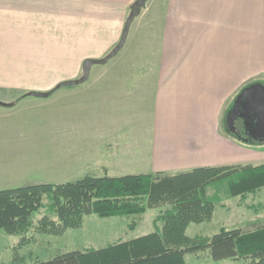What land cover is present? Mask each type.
<instances>
[{"label": "crops", "instance_id": "1", "mask_svg": "<svg viewBox=\"0 0 264 264\" xmlns=\"http://www.w3.org/2000/svg\"><path fill=\"white\" fill-rule=\"evenodd\" d=\"M135 2L0 0V90L25 95V60H73L74 48L83 53L105 32L118 34L110 45L116 47ZM122 53L127 57L120 60H132L128 71L102 74L97 104L125 112L145 108L149 136L138 137L140 144L121 137L98 140L96 155L112 154L115 163L100 166L96 178L264 165L263 150L244 148L220 131L235 97L264 76V0H150ZM143 66L146 72L134 71ZM93 100L84 99L83 106ZM148 211L131 217L132 228L130 217L107 218L114 229L102 235L97 250L153 234L160 210L146 227Z\"/></svg>", "mask_w": 264, "mask_h": 264}, {"label": "rangeland", "instance_id": "2", "mask_svg": "<svg viewBox=\"0 0 264 264\" xmlns=\"http://www.w3.org/2000/svg\"><path fill=\"white\" fill-rule=\"evenodd\" d=\"M117 35L105 32L104 40L95 38L90 41L83 53L74 48L73 60H31V63L25 60L24 65L28 70L25 73L27 78L23 81L25 89H22L25 95L22 96L19 89L0 90V104L11 105L8 109L0 108V190L42 183H73L85 178L101 177L99 167L112 165L115 160L113 162L112 154L96 155L98 140L121 137L140 144L137 143L138 137L149 136L148 125L143 120V116L147 117L145 108L138 107L137 110L129 109L125 112L118 107L112 110L113 105L97 104L96 84L102 82V74L128 71V64L132 60H120L124 53L105 66H94L85 85L60 89L47 99L28 96L32 92L49 93L61 83L79 80L83 74L84 61L105 58L115 47L110 45ZM144 62L146 60H138V63ZM149 64L151 66L147 72H152V63ZM32 69L33 75L29 72ZM145 69L146 66L140 70L135 67L134 71L146 72ZM262 82L264 76L250 83L248 88ZM88 97H93L95 103L91 101L85 107L83 100ZM127 97L132 99L129 95ZM231 108L227 111L220 131L244 148L264 152V141L244 134L240 124H234L233 130L227 125ZM110 143L113 142L106 141L105 144ZM238 178L237 173L209 182L206 192L207 199L215 207L213 217L209 222L189 225L188 237L212 238L222 230L246 233L264 227V188L244 197H233L230 187ZM86 187L92 188L91 185ZM159 210L148 211L146 222L143 223L146 227L150 218ZM42 217V213L34 215V228L25 236L2 232L0 264H38L71 252L97 250V247L103 245L102 235L114 229L110 225L111 219L92 215L85 219V231L76 229L68 230L60 236L45 235L36 228ZM133 220L130 217L128 224ZM124 226L122 224V229H125ZM141 230L140 227L137 231ZM185 261L186 264H244L241 260L232 259L215 261L211 250L188 253Z\"/></svg>", "mask_w": 264, "mask_h": 264}, {"label": "trees", "instance_id": "3", "mask_svg": "<svg viewBox=\"0 0 264 264\" xmlns=\"http://www.w3.org/2000/svg\"><path fill=\"white\" fill-rule=\"evenodd\" d=\"M237 173L238 181L230 187L233 197H244L264 188L261 165L200 169L175 176L85 178L73 183H42L2 190L0 236L2 232L25 236L34 228L33 217L37 213L43 214L37 231L60 236L80 229L88 216L141 217L148 210L160 209L153 234L100 250L59 255L38 264H186L188 253L205 250H211L215 261L232 259L244 264H264V227L246 233L222 230L212 238L187 235L189 225L209 222L213 217L215 207L206 192L209 182ZM134 226L135 222L130 228Z\"/></svg>", "mask_w": 264, "mask_h": 264}, {"label": "water", "instance_id": "4", "mask_svg": "<svg viewBox=\"0 0 264 264\" xmlns=\"http://www.w3.org/2000/svg\"><path fill=\"white\" fill-rule=\"evenodd\" d=\"M149 1L150 0H136V2L131 8L129 17L125 23V27L119 43L105 58L85 60L82 66L83 74L79 80L61 83L49 93L32 92L28 96L47 99L60 89L67 87H76L87 83L91 76L92 68L94 66L107 65L111 60L115 59L118 54L124 49L133 22L141 15L142 11L146 8ZM247 98L250 100L248 103L250 108L247 109V112L252 113V115H254V120H257V123H260L264 127V85L256 84L243 90V92L239 95L238 99L236 100L233 109L229 112L227 117V125L231 128V130L234 129V124L237 119L238 105L242 103L244 99Z\"/></svg>", "mask_w": 264, "mask_h": 264}, {"label": "flooded vegetation", "instance_id": "5", "mask_svg": "<svg viewBox=\"0 0 264 264\" xmlns=\"http://www.w3.org/2000/svg\"><path fill=\"white\" fill-rule=\"evenodd\" d=\"M239 95L234 100L231 110L233 109ZM249 101L250 100L248 98L244 99L243 102L238 105L235 124H240L242 132H244L247 136H252L255 139L258 138L260 141H264V127L260 123H257V120H254V115H252V113L247 112V109L250 108L248 104Z\"/></svg>", "mask_w": 264, "mask_h": 264}]
</instances>
